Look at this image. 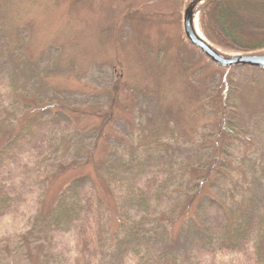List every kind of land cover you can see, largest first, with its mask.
<instances>
[{"label": "rangeland", "instance_id": "rangeland-1", "mask_svg": "<svg viewBox=\"0 0 264 264\" xmlns=\"http://www.w3.org/2000/svg\"><path fill=\"white\" fill-rule=\"evenodd\" d=\"M191 1L0 0L7 44L0 52V138L25 107L14 94L65 98L81 110L54 120L45 110L40 137L25 154L29 170L14 186L19 197L0 219L2 264L72 263V244L54 249L49 238L60 187L74 176L59 171L55 184H38V159L47 160L45 174L66 161L101 182L108 206L103 264H132L137 253L148 264H256L251 245L240 255L200 258L199 247L222 207L237 222L255 216L264 246V71L221 68L192 47L183 28ZM241 3L248 21L264 19V0ZM88 109L107 112V122H92ZM89 158L95 163L85 166ZM215 164L224 171L203 188L200 167ZM150 169L165 171L163 199L138 206L144 202L134 186ZM107 179L121 182L112 191ZM199 190L207 195L197 199ZM188 204L194 218L182 219Z\"/></svg>", "mask_w": 264, "mask_h": 264}, {"label": "trees", "instance_id": "trees-1", "mask_svg": "<svg viewBox=\"0 0 264 264\" xmlns=\"http://www.w3.org/2000/svg\"><path fill=\"white\" fill-rule=\"evenodd\" d=\"M241 1L213 0L205 4L199 13L200 30L211 45L222 51L236 55L262 54L264 52V19L252 17V20L248 21L246 12L240 6ZM260 8H264V4H260ZM3 44L7 46L6 43ZM3 44L0 40V52L4 49ZM10 88L12 89V87ZM36 95L28 92H24L22 95H13L21 98L20 104L25 107L19 119H14V123L8 126V129L12 128V130H9L4 138H0V219L8 216L13 203H16L15 198L19 197L20 188L15 192L14 186L19 177L18 173L21 170L23 173L27 169L29 170L30 163L25 161V154L32 150L31 147L40 137L41 126L45 120V115L43 116L45 110L54 112L49 114L52 120L56 119L58 115L63 117V114L81 115L79 114L81 110H75V107L65 98L57 97L58 101L54 96L48 99ZM115 108L116 105L111 104L109 112ZM89 111L84 112V116L92 119V122L96 120V122L103 123L108 120L107 112L101 113L95 109ZM104 127L105 125H102L101 129L103 130ZM228 129L230 131L235 130L233 125H230ZM38 162L37 172L40 175L35 176L38 184H55L58 177L62 179V176H58L61 174L59 171L68 172L74 176L61 185L54 210L50 215V227L52 229L50 230L49 241L53 244V248L60 247L64 243L63 240L65 245L72 244V263L65 260V264H103L105 227H107L104 218L108 210L105 208L108 206L105 205L101 182L94 176L90 178L83 176V174L78 175L79 168L73 169V163L58 162L56 167L58 171H52L54 173L48 171V174H45L47 160L38 159ZM92 163H95V158L87 159L85 166ZM104 166H106L105 162ZM224 168L225 166L222 164H215L207 169L200 167L203 174V188L215 179H212V176L214 177L220 171L223 172L222 169ZM165 176L164 169L145 170L141 174L136 187L134 186L138 198L144 202L138 203V206L150 207L159 200V197L163 199L161 189L166 182ZM42 178L47 179V181L45 179L42 181ZM111 180L108 181L107 179L106 184L113 191L112 183L118 185L121 181ZM80 182L85 183L78 186ZM43 189L45 188L43 187ZM70 189L71 192H69ZM206 195L205 190L195 192L197 199ZM116 196L117 200L121 197L117 193ZM113 197H115L114 194ZM154 209L156 210L157 206H154ZM192 210V204H188L182 213V219H187ZM194 214L195 211L190 214L188 219L194 218ZM204 230L206 232L205 240L201 242L202 245L199 247L201 249L199 250V258L204 255H240L251 245L254 248L256 264H264V246L259 240L261 228L255 216L249 220L244 219L237 222L233 211L222 207L221 211L214 214ZM21 244L25 246L28 243L22 242ZM13 253L15 252L11 254ZM54 257L57 258V256ZM130 260L132 264H148L150 261L140 253L134 254ZM17 261L18 258L13 260L11 264ZM3 262L4 259H0V264Z\"/></svg>", "mask_w": 264, "mask_h": 264}, {"label": "water", "instance_id": "water-1", "mask_svg": "<svg viewBox=\"0 0 264 264\" xmlns=\"http://www.w3.org/2000/svg\"><path fill=\"white\" fill-rule=\"evenodd\" d=\"M210 1L213 0H193L184 10L183 28L188 42L218 67L225 69L247 67L264 70V54L226 56L205 39L199 29V8Z\"/></svg>", "mask_w": 264, "mask_h": 264}, {"label": "bare ground", "instance_id": "bare-ground-1", "mask_svg": "<svg viewBox=\"0 0 264 264\" xmlns=\"http://www.w3.org/2000/svg\"><path fill=\"white\" fill-rule=\"evenodd\" d=\"M197 29H198V27H197Z\"/></svg>", "mask_w": 264, "mask_h": 264}]
</instances>
